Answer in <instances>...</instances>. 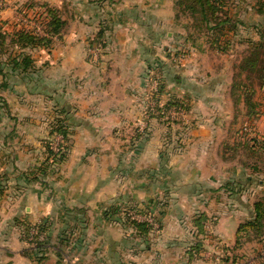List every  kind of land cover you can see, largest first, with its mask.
Segmentation results:
<instances>
[{
	"label": "crops",
	"instance_id": "1",
	"mask_svg": "<svg viewBox=\"0 0 264 264\" xmlns=\"http://www.w3.org/2000/svg\"><path fill=\"white\" fill-rule=\"evenodd\" d=\"M51 1L57 4L55 6H61L60 12L57 11L64 22L61 35L54 40H57L54 44L59 45L57 51H53L54 47L49 51L14 47L0 55V96L4 101L10 97L20 107V110L16 109L17 106L11 110H16L15 115H18L14 119L6 112L5 119H13L11 124L0 121V183L4 186L0 190V200L7 197L6 194H13L12 212L0 220L3 227L0 232V264H42L32 263L22 251L23 242L13 223L19 219L21 210L28 220L35 213L48 218L57 215L59 220L68 214L77 220L78 227L93 224L98 228L94 234L97 248L90 254L92 256L84 257L91 264L201 263L188 250L191 241L184 238L182 225L192 219L195 225L196 214L198 218L203 216L210 221L212 215L220 213L216 219V235L232 240L237 236L240 221L252 216L254 202L251 204L249 197L248 202L245 197L242 200L241 191L234 189V193L226 188L228 183L235 186L239 182L229 180L231 176H227L224 168L218 169V161L211 151L214 135L209 124L200 123L194 129L189 128L181 141L182 147H177V142L174 146L172 133L166 131L163 135V128L153 120L147 123L145 130H138L133 124L141 115L136 104L146 95L151 81H158L159 86L161 83L165 85V95L161 98L169 96L168 102L181 94L178 97L184 100L180 102L186 100L192 104V114L201 115L202 110L211 112L207 96L197 92L208 88L211 74L192 76L179 63L170 62L175 45H167L174 42L175 34L170 26L173 17L171 12H167L169 16H163V13L167 5L172 9V0H154L158 4L156 11V7L147 6L148 0H108L119 8L107 16L102 11L100 13V0H0L3 30L15 34L24 28L22 20H26L25 16L31 10L18 8V5L34 2L52 6ZM145 19L149 24L143 22ZM132 21L137 26H132ZM127 24L130 28L135 27L134 35L128 33ZM103 26L105 48H90L88 40L94 38L97 29ZM33 35L42 37L46 33L40 29ZM94 50L99 52L95 54ZM24 57H27L26 70L23 69ZM189 65L196 67L193 60ZM150 67L156 69V74L149 71ZM88 89H96L97 93L92 94ZM72 97L78 101V106L72 103ZM30 102L39 103L42 114H49L45 109L55 102L61 109L56 114L65 115L71 130L68 137L78 138L82 146L79 150L84 154L71 166H74L71 182L52 183L51 188L46 180L49 175L39 169L40 165L36 176L21 167L32 159L14 145L18 133H21L17 139L20 147L27 148L34 139L36 142L42 140L39 136L32 138L30 131L50 130L48 125L42 129L40 123L34 121L36 113L29 107ZM166 135L168 138L164 139ZM71 139L70 152L76 146ZM105 145L108 146L105 154L108 160L103 169L101 165L96 167L91 178L86 172L77 174L88 164V158L99 156V150L102 151ZM192 145L195 148L190 150ZM41 165L44 167V162ZM92 168L94 170V166ZM263 184H258L256 194H260ZM61 194L68 198L73 194L74 199L69 202L60 198L64 196ZM116 206L124 207L123 210L137 209L139 213L150 212L160 227V234L154 235L152 242L151 236L136 237L132 229L125 231L131 234H123V230L116 229L119 225L114 224V219L109 221L103 216L108 208ZM73 210L75 213L70 214ZM89 211L95 214L91 222ZM8 219L12 220L7 222ZM230 224L236 227L232 234L227 230Z\"/></svg>",
	"mask_w": 264,
	"mask_h": 264
},
{
	"label": "rangeland",
	"instance_id": "2",
	"mask_svg": "<svg viewBox=\"0 0 264 264\" xmlns=\"http://www.w3.org/2000/svg\"><path fill=\"white\" fill-rule=\"evenodd\" d=\"M56 2H59V0ZM146 2L148 7L152 5L153 8L156 7L155 11L157 10L158 4H156L154 0H148ZM258 2H264V0H223L222 5L220 7L218 6L216 15L220 16L222 20L227 18L231 20L229 21L230 24H234L235 21L241 23L237 26L238 35L230 40L228 45L221 43V37V39L218 38V41L215 42L214 37L210 35L211 32L209 31L207 32L204 30V32L202 31V33H199L194 27L195 25H193L192 18L190 17L191 14L186 12L187 10L185 12L180 11L174 6V0L171 2L172 9L169 5L164 7L163 16H169L171 12L173 23L170 24V26L175 34L173 44L167 45L168 47L175 45L172 49L170 57L172 61L170 60V62L179 63L181 68L192 76H196V73H199L198 76L203 75V77L211 74L210 79L208 78V88L197 90L198 93L200 92L201 96L202 94L207 96L208 103L212 106L211 112L209 114L203 111V106L200 105L202 114H192V104L186 100L182 104L180 100L182 101L184 98L178 97L182 96L181 94H178L177 98L172 101L173 104L177 102L180 106H166L170 97L165 96V98H161L165 95V85L161 83L159 86L158 81L155 83L152 81L150 82L148 75L147 80L150 83H148L146 88L147 93L144 95V98H140L136 104L141 115L140 117L138 116L139 118L137 117V120L133 123L138 130H145L148 122L151 120L155 121L163 128V135H165L164 133L166 131L172 133L171 138L174 143L173 145L175 146V142H177V147H182L184 145L181 141L184 140L183 137L188 132L189 128L194 129V127L200 125V123L209 124L210 131L212 129L214 135L211 142L213 150L211 151L218 161V169L222 170L224 168L228 173L227 176H231L229 180L237 181L244 185L239 196L241 195L242 200L245 197L246 202H248L247 198L249 197L251 204L258 199L264 198L263 194L261 195V191L264 190V184L263 189L260 190V194H256L258 184L264 182V165L257 163V160L250 151L251 146H254L253 148H261L262 145L264 146V88H261L262 86L259 85L261 81L258 78V73L251 72L253 70L249 68H239V66L244 56H247L250 52V42L258 41L256 26L259 27L260 25H264V16L262 17V15H258L255 12V5H257ZM113 3L114 2L108 0H100L98 2L100 13L103 12L104 15L107 16L112 12L113 15V11H117V8H119V5L115 6ZM51 5L52 6H46V4L34 2L18 5V8H26L27 11L31 10V13L25 16L26 20H22L24 28H20L18 32L24 31L35 34L38 30H42L44 28L42 23L46 22L44 19L46 17V10L50 9L57 11L61 8V6H55L57 4L53 3V1H51ZM131 5H133V3H131ZM153 11L152 14H154ZM167 12L169 13L168 15H166ZM39 16L40 19L38 18ZM147 21L148 19H145L143 22L145 23ZM148 22L147 24H149ZM128 26L127 24V27ZM132 26L137 25L133 24L132 21ZM104 27L105 26H103L102 29H104ZM128 28V33L134 35L135 27ZM102 29L100 28L97 30L99 32ZM38 37L40 38L41 36ZM42 38L51 40V43L35 49L49 51L54 47L53 51H57L56 47L59 45L54 44L57 41H54V37L46 33V36H42ZM94 39L95 37L90 38L88 40V45L89 42ZM103 42L105 43L104 38ZM93 52L96 54L99 51L95 52L94 50ZM176 53L178 55H175ZM190 60L195 61V68H191L192 66L189 65ZM41 64L42 63H40V65ZM219 75L221 76L220 78H218ZM89 92L93 94L97 93V90L90 89ZM9 94L10 93H8V95ZM96 97H99V95L96 94ZM215 98H217V100H215ZM13 102L14 101L10 97H8V100L4 101V98L0 96V121H2L3 124H9V122L11 124L13 122L12 120L15 118L14 116H18L15 115L16 110L11 111L17 106V104ZM72 103L78 106V101L73 97ZM28 105L30 108H33L36 113L34 121L39 122L42 129L48 125L50 130L30 131V136L32 138L39 136L42 140L36 142L34 139V141L29 143L27 148L20 147V143L17 139H20L21 133L17 131V133L19 132V138L14 140V145L20 149L22 154L26 152V155L29 156L28 159H32L31 162H22L23 165L21 167L25 169V172H31V175H35L40 165L39 169H43L45 174L49 175L46 180L50 183L49 185L51 188L53 186L52 183L58 185L71 182L73 178L72 170L74 167L71 166L72 164H76L78 158H81L84 154L83 150H79L82 146L79 145L78 138H74L73 135L72 137H68L71 130L67 126L65 115L60 116L58 113L56 114V112H60L61 109L55 105V102H51L48 108L45 109L47 110L45 113L50 112L49 114H42V107L38 106L39 103L30 102ZM16 109L20 110V107L17 106ZM6 112L8 114L11 113L9 116L13 119H10V121L6 120ZM61 125L63 126V130L64 128L66 129V136L57 132V129L61 130L59 129ZM166 137L167 135L164 139L168 138ZM70 139L72 142L74 141L76 145L71 152L69 149ZM194 145L189 149L192 150L195 148ZM102 148V151L99 150L100 153L98 157L88 158V164H85L83 169L76 173L80 174L86 172L89 178H91L96 173V167L98 168V166L101 165L103 169L105 166L104 163L108 160L105 155L108 152V146L105 145ZM73 153L75 154V158L73 157ZM164 156L165 155H163V157ZM25 158V160H28L27 157ZM43 162L44 167L41 165ZM88 165H91V167L88 168ZM254 165L259 168V173L252 172L251 167H255ZM93 166L94 170L92 168ZM93 171L94 173L91 174ZM82 175H84V173H82ZM64 176L67 178L66 180ZM249 176L252 178V182L246 184L243 182V179ZM61 177L63 178L62 180ZM236 186L237 185L234 186L235 189L239 191V188ZM1 188L3 189L4 186L0 183V190ZM6 195L7 197H3V199L0 200V220L6 218L12 212L10 205L13 202V194L10 193ZM61 195L64 196H59L60 198L67 199L69 202L70 199H74L73 194H71L69 198L65 194ZM122 208L124 207L116 206L114 208L116 211L114 219L119 218L122 220L124 217H127L125 215L127 212L132 221L148 224L150 231L145 234V236H151V242L155 240L154 235L160 234V227L158 223L155 222L154 215L150 213L141 215L137 209L123 210ZM123 211L125 212L124 214L122 213ZM243 212H246V210L244 209ZM6 213L8 214L5 215ZM20 213L21 215L18 220L19 223H23L20 225L19 223H15L14 220L13 223L16 225V234H18V237L23 242L22 251L26 252L32 263L42 262V264H57L59 262L60 264H91L90 260L84 257L92 256L90 254L97 248L95 235L96 232H98V228H94L93 224H89V227L80 224V227H78L77 220L75 218L73 219L68 214H66V217H63V220H59L57 215L48 218L47 215L35 213L32 218L28 220L24 218V216H27L24 210H21ZM67 213H69V211ZM74 213L75 211L73 210L70 214ZM88 215L89 221L91 222L95 214L93 211H89ZM220 215V213L217 214V216L212 215L210 221L203 220L200 222V226L194 225L192 222L193 219L190 222L186 221V224L182 225L184 226V238L191 241V246L188 250L191 251V248L196 246L199 242L203 245V248H201L202 250L198 253L195 252V248L193 250L192 256L201 262L199 264H264V230L262 236L263 240L261 242V238L259 241L255 239L256 241L249 242V239L243 237L240 243L236 244V236L234 239L232 238V240H227L224 237L216 235V233H218L215 229L216 219H218ZM188 216L191 215L189 214ZM198 217L199 215L196 214L194 219H199ZM81 219L79 218L78 220ZM148 219L152 220L151 223L153 225L147 223ZM10 220L12 219H8L7 222ZM52 221L54 224L51 223ZM244 222L245 221H240L239 226ZM114 224L116 225V223ZM234 225L235 224H230L227 229L228 234H232L233 231H236ZM24 226H27V229H25ZM116 229L120 231L123 230L124 232L122 233H125V235L131 234L130 232H125L131 229L129 225H119V227L116 226ZM1 230H3L2 226H0V232ZM99 245L100 243H98V246ZM122 249L123 248H119L118 250ZM124 258L122 257L121 259Z\"/></svg>",
	"mask_w": 264,
	"mask_h": 264
},
{
	"label": "trees",
	"instance_id": "3",
	"mask_svg": "<svg viewBox=\"0 0 264 264\" xmlns=\"http://www.w3.org/2000/svg\"><path fill=\"white\" fill-rule=\"evenodd\" d=\"M223 3V0H174V6H176L180 11L188 12L191 14L192 22L194 27L197 29L199 33H202V31H209L211 32V36L214 37V41L217 42L218 38H220L221 43L228 45L229 41L234 39L237 34V26L238 24H241L238 21H235L234 24H230L229 19L224 18L223 20L220 18V16L216 15V11L218 9V6L220 7ZM255 12L258 15L264 16V2H258L257 5H255ZM46 17L44 18L46 22L42 23L44 26L45 32L50 35L51 37L58 38L63 29H64V22L61 20L59 14L55 10H46ZM177 17V16H176ZM257 30V36L258 41L257 42H250L249 46L251 48L249 49L250 52L248 55L244 56L242 62L240 63L239 68H249L253 71L258 73V78L261 82H259V85L262 86L261 88H264V25H260L259 27L256 26ZM104 32L105 29H102L98 32V34L95 36V39L89 42L90 48H105L106 44L103 42L104 38ZM219 41V42H220ZM250 41V40H249ZM51 43V40H47L42 37H38L36 35H33L29 32H18L15 34H8L6 33L2 25L0 24V55L4 54L8 51L10 48L17 47L21 50L26 48H38L40 46H45ZM27 57L23 58L24 67L23 69L26 70L28 67L27 65ZM261 64V65H260ZM257 68V69H255ZM161 69V68H160ZM163 69V68H162ZM149 71L154 72L156 74V69L153 67L149 68ZM161 73V70H159ZM162 80H164L163 75H161ZM173 100H170L166 106L174 107V106H180L179 103L175 102L172 103ZM183 104V102H181ZM61 130L57 129V132L61 133L62 135L66 136V129L61 125L59 128ZM254 147V146H253ZM251 146L250 151L252 152L253 157L257 160V163L264 165V146L262 145L261 148H253ZM245 165V164H244ZM246 166V165H245ZM255 166V165H254ZM253 173H259V168L257 166L251 167ZM243 182L246 184H249L252 182V178L249 176L245 179H243ZM232 186V187H231ZM242 183L237 184V188H239V191H242L243 188ZM226 188L232 192H234L235 187L233 184H229L226 186ZM235 193V192H234ZM239 193V192H238ZM264 196V190L261 193ZM147 211H150L149 209ZM114 207L108 208L104 212V218L107 220L114 219L115 214ZM125 213L124 211L122 212ZM150 213V212H149ZM148 212L141 211L140 214H149ZM125 215L127 217H124L122 220L117 218L114 219L115 223L121 226L129 225V227L132 229V233L136 237L143 238L145 234L149 233L150 228L148 224L132 221L131 217L128 216V213L126 212ZM203 220H206L205 217L201 216V218L196 220V225L200 226V222ZM16 223H19V220H16ZM23 223V222H21ZM21 223H19L21 225ZM25 229H27V226H24ZM263 230H264V198L258 199L255 201L252 205V216L249 220H246L243 224H241L237 231L236 236V244H239L241 241V238L246 237L249 239L248 241H259L263 240ZM203 245L199 242L196 246L191 248V255H193V250L195 248V252L198 253L203 248ZM195 253V254H196ZM57 264H60L59 262Z\"/></svg>",
	"mask_w": 264,
	"mask_h": 264
},
{
	"label": "built area",
	"instance_id": "4",
	"mask_svg": "<svg viewBox=\"0 0 264 264\" xmlns=\"http://www.w3.org/2000/svg\"><path fill=\"white\" fill-rule=\"evenodd\" d=\"M151 222H152L151 219H148V220H147V223H150V225H153Z\"/></svg>",
	"mask_w": 264,
	"mask_h": 264
}]
</instances>
